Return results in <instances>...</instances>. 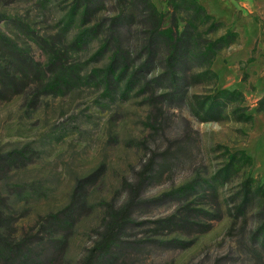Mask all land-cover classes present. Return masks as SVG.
<instances>
[{
    "label": "rangeland",
    "instance_id": "rangeland-1",
    "mask_svg": "<svg viewBox=\"0 0 264 264\" xmlns=\"http://www.w3.org/2000/svg\"><path fill=\"white\" fill-rule=\"evenodd\" d=\"M152 2L163 14V25L193 32L188 59L178 64V89L168 93L174 85L167 79L145 88L133 82L120 96L103 91L92 76L52 94L42 84L47 78L33 75V67L46 68L50 50L80 73L102 66L96 38L105 23L120 20L115 17L121 10L118 0L96 4L83 20L81 8L68 17L71 0H0V31L22 49L20 68L30 70L23 76L20 69L19 84L0 90V153L30 142L25 162L1 166L0 210L9 212L14 235L33 232L40 215L69 201L75 177L100 166L103 173L88 187L74 222L66 225V244L56 259L48 256L56 241L42 238L48 260L41 264H104L85 263L102 200L114 196L120 201L119 178L175 139L170 167L146 186L145 195L158 198L189 184L188 190L138 205L135 219L144 223L129 230L137 243L129 258L113 264H264V0ZM197 4L206 14L197 12ZM134 10L125 31L133 43L147 28ZM95 21H101L97 37L69 44L80 27ZM231 32V41L221 40L206 51L213 39ZM0 45L5 54L15 55L5 42ZM165 48L161 42L154 63L142 71L147 78L165 73ZM221 88L240 94L224 108L221 104L217 118L202 119L198 105ZM233 154L234 166L220 171ZM245 179L249 198L237 210ZM181 196L191 208L190 222L156 226L155 218L180 208Z\"/></svg>",
    "mask_w": 264,
    "mask_h": 264
},
{
    "label": "trees",
    "instance_id": "trees-1",
    "mask_svg": "<svg viewBox=\"0 0 264 264\" xmlns=\"http://www.w3.org/2000/svg\"><path fill=\"white\" fill-rule=\"evenodd\" d=\"M104 0H71V9L68 17L71 18L75 9L81 8L80 18L86 19L87 16L94 10V6ZM118 0L121 10L115 16L119 21H111L105 23V28L101 31V36H98V29L101 21H95L92 25L80 27V29L72 36L69 44L78 45L85 44L97 37V48L95 52L100 53L105 62L102 66L93 67L94 69L88 73H80L76 65H66V60H63L55 50H50L46 63V68L39 71L33 67L34 76H40L45 92L52 94L64 93L68 88L72 87L78 79L82 77H95L98 83L102 86L103 91L111 95L124 96L133 86V82L141 84L142 88L147 87L152 81L161 82L163 79L170 80V85H174V90L167 91L173 93L178 89L177 81L179 73L177 71L178 64L188 59V51L190 41L193 37V32L186 28L182 30L175 29L173 26L163 25V14L156 8L152 0ZM134 8H138L140 18L147 28L143 33L142 38L138 42H131L129 37L125 35L126 30H130L133 23V16L136 14ZM197 12L204 14V8L197 4ZM208 16V14L206 15ZM1 20V16H0ZM234 33H227L213 39L205 48L206 51H211L216 42L221 40L233 39ZM8 37L0 31V41L5 42L15 55L5 54L4 48L0 45V90L14 87L18 85V79L21 76L19 70H23V76L29 75L30 70L20 68L19 63L22 56L20 49L13 41L6 40ZM163 42L166 46L165 54L161 57L164 59L166 66L165 73L156 75L152 79L146 77L142 71L147 70L156 59V49ZM204 50L199 51V55ZM18 54L19 56H16ZM134 54H137L134 57ZM142 59V62L134 65L136 60ZM133 65V66H132ZM48 75L44 79L41 76ZM36 78V77H35ZM17 81H16V80ZM175 83V84H174ZM177 92V91H176ZM166 94V93H163ZM240 91L236 89L221 88L216 91L213 97L204 99L200 102L199 110H203L200 116L202 119L218 117L225 104L238 97ZM35 96V95H34ZM152 97H150L151 99ZM198 110V111H199ZM197 112V111H196ZM212 114V115H209ZM174 142H169L163 149L153 151L151 154L143 158L141 165L138 168L132 167L122 177L119 178V187L123 190V195L120 201L117 197L112 196L109 200H102L101 214L99 220L94 225L96 238L88 247L85 263H104L113 264L118 260L124 262L131 254L137 240L132 238V233L129 231L132 227L143 224V221H137L135 208L140 204H149L155 198H150L145 195V188L149 184L161 178L163 173L170 167V160L175 156V148H172ZM30 142H26L20 146H14L11 150L0 153V171L1 166H8L12 162H25L27 156V148ZM235 154L231 155L228 162L220 171L228 172L234 166ZM219 172V171H218ZM103 169L97 166L91 170H86L75 177V182L70 193V199L67 203L51 208L46 213L40 215L37 220V227L32 232H25L20 236L14 235L9 225V212L0 210V260L10 264H41L46 262L48 258L43 255L45 248L43 241L45 236L52 238L56 243L54 250L48 254L49 259H56V252L61 251L66 244L67 232L66 225L74 222V214L81 209V206L86 201L88 187L102 175ZM248 179L244 181V189L242 197L235 206L237 210H241L247 202L248 196ZM213 179L208 184H211ZM189 185V184H188ZM188 185L178 186L164 192L158 198L164 195L185 194L188 190ZM258 188H262L261 185ZM186 196V195H185ZM157 198V199H158ZM180 208H176L173 212L155 218L153 221L158 227L171 226L177 222L189 223L191 208L188 203L183 204L184 196H181ZM156 199V200H157ZM201 209V208H199ZM198 210V208H197ZM204 210V209H202ZM264 238V236H263ZM178 240L177 238H172ZM44 242V243H43Z\"/></svg>",
    "mask_w": 264,
    "mask_h": 264
}]
</instances>
